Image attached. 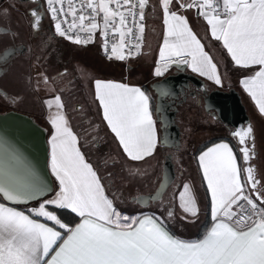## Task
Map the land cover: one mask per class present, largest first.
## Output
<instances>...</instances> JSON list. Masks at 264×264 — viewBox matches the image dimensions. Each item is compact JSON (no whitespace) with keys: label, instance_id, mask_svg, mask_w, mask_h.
Masks as SVG:
<instances>
[{"label":"snow or ice","instance_id":"snow-or-ice-1","mask_svg":"<svg viewBox=\"0 0 264 264\" xmlns=\"http://www.w3.org/2000/svg\"><path fill=\"white\" fill-rule=\"evenodd\" d=\"M40 3L55 37L87 45L98 34L109 58L123 61L142 49L152 0ZM153 7L162 13L163 22L156 77L173 65L185 66L221 84L214 58L190 26L186 14L194 10L237 69L254 73L240 83L264 115V0H156ZM7 14L8 9L0 10V17ZM28 15L30 29L39 32L43 20L40 11L34 7ZM17 38L18 34H12V41ZM9 55V51L4 52V56ZM25 86L39 92L41 80L37 77L33 81L29 76ZM5 98L19 102L20 97L19 93L4 92L0 99ZM95 100L127 161L146 162L155 154L158 138L150 97L140 87L97 79ZM47 108L55 109L49 120L46 167L56 187H51V181H40L32 165L12 148L10 155L19 167L0 171V264H264V172L252 163L251 126L232 132L238 140V152L222 141L199 153L211 225L202 238L188 241L170 232L162 215H133L118 209L103 178L82 153L79 137L63 111L62 97L49 99ZM6 144L0 135V145ZM146 175L129 165L130 178ZM164 188L160 183L148 200L159 198ZM182 189L179 207L186 214L184 218L198 219L200 209L189 194L190 185L184 183ZM46 192L54 195L42 198L34 207H17ZM165 211L168 218L174 217L172 210ZM65 212L71 219H64L61 213Z\"/></svg>","mask_w":264,"mask_h":264},{"label":"rangeland","instance_id":"rangeland-1","mask_svg":"<svg viewBox=\"0 0 264 264\" xmlns=\"http://www.w3.org/2000/svg\"><path fill=\"white\" fill-rule=\"evenodd\" d=\"M10 4L6 18L0 17V21H5V23L0 22V27L13 28L21 33L31 51L17 56L6 66L4 73L0 76V88L10 94L19 93L20 97L19 102L10 98L1 99L4 101L3 104L28 116L46 132V127L50 130L49 120L55 109L49 110L47 108L49 99L43 102L42 97L52 95L53 98L50 99H54L56 95H60L64 103L63 111L70 126L79 137L82 153L103 178L106 191L115 199L116 206L124 210H151L162 215L177 235L194 236L200 227L205 205V195L194 151L201 143L214 136H227L228 131L225 125L208 116L195 99L187 97L178 104L174 119L179 132L177 149L168 150L158 145L155 154L147 158L146 162H130L122 156L114 138L104 126L92 91V81L97 78L123 80L145 85V88L150 90L149 84L157 78L154 75V69L159 58V47L163 42L162 13L150 4L146 14L141 52L130 59V70L123 72L117 60L102 54L99 43L95 42L88 46L74 45L51 34L39 37L38 56L35 59L33 54L36 48L33 41L27 39L30 31L26 18L24 19L19 13L22 7L14 0H10ZM186 15L190 26L193 25L197 33L203 34L204 28L195 21L191 12ZM7 37V33L0 32V48L7 42ZM202 42L204 43V39ZM214 47L218 50V46ZM63 68L67 70L66 74L56 79L53 85L51 77ZM217 68L222 81L220 85L198 73L194 74L203 80L208 91H226L229 88L237 91L235 71L228 67L225 60L223 64H217ZM187 70L192 72L191 69L187 68ZM29 76L33 81L37 77L40 78L39 92L34 93L25 86ZM45 77L48 78L46 83ZM71 77L75 78L67 82ZM240 102L253 129L255 158L252 163L259 172H264V118L254 113L244 99ZM165 154L171 157L175 177L159 199L141 206L133 198L149 195L155 191L160 181ZM130 164L139 167L147 175L138 176L136 179L130 178L128 176ZM184 183L190 185L189 194L196 200L200 209L198 219L192 217L185 219L186 214L179 207V191L183 190ZM42 198H51V196L47 194ZM42 198L25 204L24 208L36 206ZM166 208L174 212L173 218H168Z\"/></svg>","mask_w":264,"mask_h":264},{"label":"water","instance_id":"water-1","mask_svg":"<svg viewBox=\"0 0 264 264\" xmlns=\"http://www.w3.org/2000/svg\"><path fill=\"white\" fill-rule=\"evenodd\" d=\"M173 66L177 69V72L152 81L149 84V88L155 95L153 115L154 120L159 123V132L157 135L158 144L161 148L177 149L179 132L174 122L176 108L174 105L169 106V102L165 101V97L176 98V93H183V90L187 89L189 84L194 86L198 85L204 91V82L198 76L185 72V66ZM188 94L192 95V93ZM183 99L184 95L181 96V100ZM179 102L177 101L176 103ZM201 102L204 112L209 113L212 118L219 120L229 128L228 136L235 141L238 150V140L232 136V132L242 127H249L250 123L237 92L232 88L226 91L210 90L204 94ZM0 135H3L8 141V144L0 145V171L4 169L16 170L19 167L10 155L12 148H15L21 154L24 161L32 165L40 181L44 183L51 181L46 167L47 144L45 130L42 127L24 114L9 111L0 114ZM252 139L253 134L249 138L250 147H253ZM173 177L174 170L171 157L169 154H165L163 157L160 181L155 191L149 195L137 196L133 200L140 205H146L150 201L148 197L155 195L159 184L163 183L165 185V188L161 190V193H163L173 180ZM47 194L46 192L44 196ZM39 198L42 197H37L35 200Z\"/></svg>","mask_w":264,"mask_h":264},{"label":"flooded vegetation","instance_id":"flooded-vegetation-1","mask_svg":"<svg viewBox=\"0 0 264 264\" xmlns=\"http://www.w3.org/2000/svg\"><path fill=\"white\" fill-rule=\"evenodd\" d=\"M14 1L18 2L20 4V6L22 7V8L19 9V13H20V15L24 19L26 18V24H27V27H28V29L30 31V34L28 35L27 39L29 41H33V43H34V48H36V49H35V52L33 54V57L36 59V57L38 56L37 50H38V46H39V43H38L39 37L42 36V35H49V34H51L52 36H54L53 35L52 28H51L50 20H49L48 16L45 14V12H44V6L40 3V0H36V3H33L32 0H14ZM9 6H11L10 0H0V10L8 9V11H9ZM12 7H14V6H12ZM34 7L37 8L40 11V14L43 16V20L41 22V29H40L39 32H34L29 27L31 18L28 15V11H29V9L34 8ZM5 18H6V16L3 17V19H5ZM0 22L5 23V21H0ZM17 24L20 25V23L18 21H17ZM0 28H2V27H0ZM3 29H4V31H2V32L7 33V36L8 37H7V42L4 43L1 46V48H0V76L4 73V70H5L6 66L10 62H12L17 56L22 55V54H25V53L31 51L30 46H27L25 44V40L26 39H24V36H22L21 33L17 32L13 28H3ZM12 34H18V38L15 39L14 41L11 40ZM58 38H60V37H58ZM60 39H62V38H60ZM61 44H63V43H61ZM5 51H9L10 52V55L9 56H4V52ZM184 71L185 72H188V73H192V72L188 71L186 68L184 69ZM66 72H67V70L65 68L56 71L54 73L53 77H51L52 78L51 79L52 84L54 85L55 84L54 81L56 79H58V78L63 77L66 74ZM175 72H177V69L174 66H171L170 67V71L168 73H166L165 75H163V76H166L168 74H172V73H175ZM192 74H194V73H192ZM73 78H75V77H71L70 79L67 80V82H69ZM66 85L68 86V84H66ZM0 90H2V88H0ZM206 92H208V90H207V87H206V84L205 83H204V91H202L199 88L198 85L197 86H194V85L189 84L188 85V88L183 90V93H178V92L176 93V95H177L176 98L173 99L172 97H167L166 96L165 97V101L166 102H169V106L174 105L175 108H176V110H177L178 104L181 101H183L185 98H187V97H192L193 99H195V101L197 103H198V100H199V103L198 104L201 105L202 104L201 98L204 96V94ZM188 93H192V95H189ZM3 95H4V91H0V96H3ZM183 95H184V99L181 100V96H183ZM153 96H155L154 93H153ZM50 98H53V96L52 95L44 96V97H42V101L45 102L44 100H47V99H50ZM177 101H180V102L179 103H176ZM3 102L4 101H2L0 99V114L6 113V112H9V111L17 112L15 110L11 109L10 107L6 106L5 104H3ZM62 103H63V99H62ZM175 115H176V112H175ZM207 115L210 116L209 113H207ZM156 124H157V127H158L159 126V123L156 122ZM225 129L227 131L229 130V128H227L226 126H225ZM166 149H168V150H170V149L171 150H175V149H172V148H166ZM173 169H174V166H173ZM174 177H175V171H174ZM174 177H173V179H174ZM150 201H148V203Z\"/></svg>","mask_w":264,"mask_h":264},{"label":"crops","instance_id":"crops-1","mask_svg":"<svg viewBox=\"0 0 264 264\" xmlns=\"http://www.w3.org/2000/svg\"><path fill=\"white\" fill-rule=\"evenodd\" d=\"M155 2H156V0H152V3H151V5H155ZM191 12V15H192V17L195 19V21H197V23H200L201 25H202V27L204 28V32H203V34H199V38L202 40V39H204V44H206L207 45V47H206V51H208L209 52V54L214 58V61H215V63H217V64H219V65H221V64H223V61L225 60L226 62H227V64H228V67H230V69L232 70V71H235V73H236V76H237V80H236V83H237V86H238V89H237V94H238V96H239V99L241 100V99H244L247 103H248V105H249V107H250V109L254 112V113H256L258 116H260V117H262V118H264V115H262L260 112H259V109H258V107L256 106V103H255V101L251 98V96L244 90V88H243V86L241 85V83H240V80L244 77V76H247V75H251V74H254L253 72H241L240 70H238L237 69V67L233 64V62L231 61V57L228 55V53H227V51L223 48V46H222V44L220 43V42H218V41H215L214 39H212L211 38V35H210V32H208V26L206 25V23L201 19V18H197L196 17V15H195V11L193 10V11H190ZM152 13V12H151ZM154 14V13H153ZM150 16H152V15H150ZM192 28H193V25L191 26ZM195 31V30H194ZM196 32V31H195ZM197 33V32H196ZM202 35V36H201ZM203 37V38H202ZM163 43V42H162ZM218 46V50H217V48H215L214 46ZM140 52H141V50H140ZM140 52L138 53V54H140ZM137 54V55H138ZM137 55H135V56H137ZM135 56H133V57H135ZM108 57H110V56H108ZM133 57H131V58H133ZM131 58H128V59H126V60H123V61H120V60H117V59H115L114 58V60H117L118 61V64H120V65H122V71L123 72H127L128 70H130V68H131V66H130V59ZM255 67H258V66H254V68ZM186 68V67H185ZM187 69V68H186ZM170 71V68H169V70L167 71V72H165L163 75H165L166 73H168ZM162 75V76H163ZM162 76H160V77H162ZM160 77H157L156 79H158V78H160ZM97 79H100V80H105V81H114V82H122V83H126V84H129L130 86H137V87H140L145 93H146V91L144 90V88H143V86L144 85H140V84H135V83H130V82H126V81H123V80H117V79H111V78H97ZM97 79H94L93 81H92V91H93V95H94V99H95V80H97ZM155 79V80H156ZM151 90V89H150ZM151 92H152V90H151ZM153 93V92H152ZM147 94V93H146ZM96 101V100H95ZM96 103H97V106H98V109H99V102L98 101H96ZM99 113H100V118H101V120H102V122H103V124H104V126L106 127V129H107V131L112 135V137L114 138V134L113 133H111V131H110V129L107 127V124H106V122L103 120V114H102V110L101 109H99ZM152 115H153V113H152ZM153 119H154V115H153ZM155 121V120H154ZM155 127H156V132H157V135H158V127H157V124H156V122H155ZM49 133H50V130H49V128H47L46 127V132H45V134H46V136H45V138H46V144H47V140L49 139ZM214 137H217V136H214ZM114 140H115V138H114ZM226 142V141H224V140H220V141H216V142H214V143H212V144H209L208 146H206L204 149H202L201 151H203V150H206V148L207 147H210V146H212L213 144H215V143H219V142ZM115 142H116V144H117V146H118V141H116L115 140ZM159 145V144H158ZM120 150V153L122 154V150L121 149H119ZM200 151V152H201ZM156 152V151H155ZM200 152H198L197 153V155L195 156V158H196V165H197V169H198V172H199V176H200V181H201V186H202V189H203V191H204V195H205V188H206V184H204L203 183V181H202V173L200 172V170H199V166H198V159H197V157L199 156V153ZM47 155H48V145H47ZM126 159V158H125ZM147 159V158H146ZM47 170H48V173H49V176H50V179H51V187H53V188H55L56 187V182H55V179H54V177H52L51 176V173H50V169H48L47 168ZM48 194H50V196H52V195H54V192L53 193H48ZM108 194V193H107ZM110 196V195H109ZM206 201H207V199H206V195H205V204H206ZM29 204V203H28ZM141 206H146V205H141ZM118 207V206H117ZM118 209H120L121 211H123V212H125V213H128V214H133V215H135V214H139L140 212H153V211H151V210H148V209H139V210H124V209H122V208H119L118 207ZM204 211H205V205H204ZM158 215V214H157ZM203 215H204V212H203ZM208 217H209V220H208V226H207V228L208 227H210V225H211V216H210V211L208 210ZM202 219H203V217H202ZM168 227H169V230H170V232H172L175 236H177L178 238H181V239H184V240H188V241H192V240H196L195 238H194V236H191V237H182V236H179V235H177L172 229H171V227L168 225ZM207 228L205 229V231L207 230ZM205 231L203 232V234L205 233ZM203 234L199 237V238H202V236H203ZM198 238V239H199Z\"/></svg>","mask_w":264,"mask_h":264},{"label":"trees","instance_id":"trees-1","mask_svg":"<svg viewBox=\"0 0 264 264\" xmlns=\"http://www.w3.org/2000/svg\"><path fill=\"white\" fill-rule=\"evenodd\" d=\"M96 43H98V41H95ZM95 42H93L92 44L90 45H93ZM88 46V45H86ZM120 70H122V65H120ZM144 90L146 91L147 95L150 97V108H151V111L153 113V106H154V96H153V93L151 92V90H148L145 88V85L143 86ZM152 93V94H151ZM46 136V134H45ZM220 140H224L226 142H228L230 144V146H232L234 148V150H237V145L235 143V141L229 137L228 135L227 136H217V137H212L208 140H206L205 142L201 143L194 151V155L196 156L198 152H200L202 149H204L206 146H208L209 144H212L216 141H220ZM137 203V202H136ZM139 204V203H138ZM140 205V204H139ZM17 207L21 208V209H24V205H18ZM61 215L64 217V219L68 220V219H71V217L65 212V213H61ZM208 220H209V217H208V207H207V201H206V204H205V211H204V215H203V219L201 221V224H200V227L198 229V232L194 235V238L195 239H198L202 234L203 232L205 231V229L207 228L208 226Z\"/></svg>","mask_w":264,"mask_h":264},{"label":"built area","instance_id":"built-area-1","mask_svg":"<svg viewBox=\"0 0 264 264\" xmlns=\"http://www.w3.org/2000/svg\"><path fill=\"white\" fill-rule=\"evenodd\" d=\"M51 28H52V26H51ZM64 40V39H63ZM65 41H67V40H65ZM95 41H98V43H99V45H100V48H101V52H102V54L104 55V56H110V53H106L105 52V50H104V48H103V42H102V38L97 34V36L93 39V41L92 42H90V43H88L87 45H90V44H92L93 42H95ZM67 42H69V41H67ZM69 43H71V42H69ZM80 46H86L85 44H81ZM138 53H134L133 54V56H135V55H137ZM132 56V57H133ZM131 58V57H130Z\"/></svg>","mask_w":264,"mask_h":264}]
</instances>
